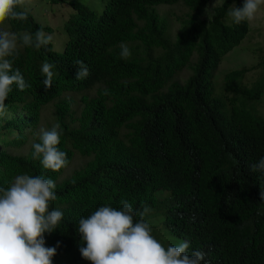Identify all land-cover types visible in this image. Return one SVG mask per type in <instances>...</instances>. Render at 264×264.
<instances>
[{
	"label": "trees",
	"instance_id": "16d2710c",
	"mask_svg": "<svg viewBox=\"0 0 264 264\" xmlns=\"http://www.w3.org/2000/svg\"><path fill=\"white\" fill-rule=\"evenodd\" d=\"M48 1L71 8L60 27L44 26L27 11L25 21L0 24V30H43L53 37L40 49L18 41L9 57L31 87L12 85L0 113V187L25 173L55 182L49 208L63 218L44 234L45 247L56 248L52 264H90L80 253L78 221L100 205H117L106 202L115 200L134 211L151 208L145 220L157 240L183 236L189 250L207 252L211 264H264V173L252 170L264 157V115L258 111L264 105V55L254 68L262 76L253 85L244 82L246 68L215 79L222 59L250 33V21L236 24L227 15L244 0ZM214 1L220 4L209 12ZM178 5L187 13L177 17L174 38L157 9ZM63 34L68 41L58 52ZM121 43L131 53L127 58L120 55ZM77 60L89 70L83 80L75 78ZM45 62L54 72L47 90ZM184 69L192 75L175 81ZM67 92L83 100L63 97ZM49 105L66 167L75 151L90 159L66 179L65 167L52 172L32 156ZM27 146L26 155L13 154Z\"/></svg>",
	"mask_w": 264,
	"mask_h": 264
},
{
	"label": "clouds",
	"instance_id": "9594fccd",
	"mask_svg": "<svg viewBox=\"0 0 264 264\" xmlns=\"http://www.w3.org/2000/svg\"><path fill=\"white\" fill-rule=\"evenodd\" d=\"M22 4L23 0H0V24L7 20H27V12L17 10ZM262 5L264 0H244L242 7H231L227 15L236 24L251 21ZM52 38L43 30L34 34L0 30V113L5 111L12 85L20 91L31 87L21 71L13 69L9 59L16 53L18 41L21 47L40 49L51 43ZM120 48L122 58L131 55L126 44L121 43ZM74 63L79 66L75 78L88 77L89 70L84 62L77 60ZM52 68L53 65L47 62L41 68L46 90L52 87ZM69 95L75 96L79 104L84 97L78 92H67L63 97ZM80 114L81 108L76 109V116ZM59 128L57 124L51 129L39 130V142L32 145L33 158L39 159L43 168L52 172H59L64 167L66 172L77 156L85 158L86 165L90 159L75 151L73 161L66 167L67 151L64 153L57 147L61 137ZM252 170L264 173V157L252 165ZM55 187L53 180L27 173L17 175L7 188L0 187V264H52L56 248L45 247L44 234L56 229L63 218L60 210L49 208L50 202L56 199ZM261 199H264V192H261ZM120 201H106L121 205L119 210L117 205H100L88 217L78 221L77 230L84 244L80 253L90 264H211L209 258H205L207 252L189 250V242L183 241V236L157 240L145 220L151 208L144 206L134 211L130 203L122 200L118 204ZM137 215L139 220L134 222Z\"/></svg>",
	"mask_w": 264,
	"mask_h": 264
},
{
	"label": "rangeland",
	"instance_id": "374dc122",
	"mask_svg": "<svg viewBox=\"0 0 264 264\" xmlns=\"http://www.w3.org/2000/svg\"><path fill=\"white\" fill-rule=\"evenodd\" d=\"M71 1V0H66ZM220 1H214L208 7V11L212 12L213 9L218 7ZM23 10L33 14L37 21L44 25L53 28L60 27L69 18L72 13L70 6L67 4L56 5L48 0H23ZM158 12L166 21L168 32L174 37L177 31L180 29V24L176 20L177 17L187 13V9L178 5L173 7L161 6L158 7ZM250 33L242 44L225 56L219 67L217 68L215 79L221 81L225 73L237 70V69H250L245 78L247 85H253L261 76L262 70L254 69L259 65L264 55V5L260 7L255 18L250 21ZM59 34V32H58ZM66 39L64 44L56 45L55 50L62 52L68 41V38L63 34ZM175 38V37H174ZM192 75L191 70L184 69L175 76V81L185 82ZM77 110H80L78 105L75 106ZM258 111L264 115V105L258 106ZM54 107L49 105L45 113L43 114V121L41 128L51 129L55 125L53 117ZM38 134L36 138H38ZM34 142V139H30V143ZM29 152V146L23 150L13 151L14 155H26ZM86 162V159L77 156L73 164L66 170L64 179L68 178L73 172L82 167Z\"/></svg>",
	"mask_w": 264,
	"mask_h": 264
}]
</instances>
